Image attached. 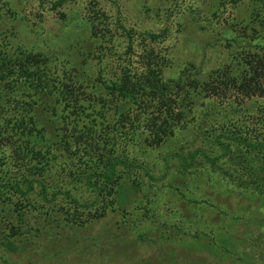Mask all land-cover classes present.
Listing matches in <instances>:
<instances>
[{"label":"trees","instance_id":"1","mask_svg":"<svg viewBox=\"0 0 264 264\" xmlns=\"http://www.w3.org/2000/svg\"><path fill=\"white\" fill-rule=\"evenodd\" d=\"M23 1L0 0V264H61L79 231L110 215L152 253L102 245L78 264H264V47L240 44L206 74L190 34L202 41L243 5L264 32V0H131L158 29L128 28L121 8L92 0L79 30L67 16L59 34L34 27ZM48 1L66 19L75 0ZM175 25L180 59L164 46Z\"/></svg>","mask_w":264,"mask_h":264},{"label":"rangeland","instance_id":"2","mask_svg":"<svg viewBox=\"0 0 264 264\" xmlns=\"http://www.w3.org/2000/svg\"><path fill=\"white\" fill-rule=\"evenodd\" d=\"M50 1L54 0H49L48 3ZM91 1L92 0H75L72 3H67L62 8L66 14V19L61 17V14L58 12V10L43 9V7L39 4V0H24L20 4L25 3L23 9L26 12L30 22L34 25H43L42 27L44 29L39 26L34 27L39 28V30H54V32L59 34V32L62 30V27L65 25V22L67 21V16L68 18L70 16L76 17V19H69L67 22H70L68 25L71 24V26L76 27L77 30H79V27L76 25H78V21H80L81 16H83V14L86 12L88 8L87 6ZM115 1L116 3L113 0H99L97 4L98 6L103 7L109 14H111V16L117 15V8H121L117 16H120L123 19L125 26L128 28H160V25L154 24L150 20L140 15L138 11L134 9V5L132 4L133 2L131 0ZM72 22H75V24ZM247 24L250 25L246 26ZM230 27H232V29H229ZM253 27L256 29L253 30ZM175 28L176 25L173 28V36L166 41L164 46L167 51H172L174 54L178 55L175 56L180 59L182 56L179 54V49L183 45L184 36ZM72 29L73 28L70 30ZM111 30L115 33V36L118 39L115 42L117 50H121L123 48L121 46L126 44V37L123 34L124 30H122L120 27H114ZM211 30L214 32H211ZM210 32L211 33L208 34V36H205V38L201 41L200 32L190 30L191 38H193L195 41H200L202 45L201 48L198 49L197 53L193 56L192 60H195L197 66L201 67L204 73L206 72V74L212 69H223L227 67L228 63H232L234 54L241 56L240 54L236 53L241 52V50L244 49L243 47H240L241 45L248 47L249 51L251 52H254V50L258 48V44L263 45L264 47V37L259 39L253 38V35H264V32L260 29L256 21L251 19L249 9L245 5H243V8L239 9L238 11L232 6L229 7L220 17V19L216 21L215 28L210 29ZM232 34L236 35L237 38L243 39V41L238 43V45L235 44L230 39ZM234 51L236 52L233 53ZM112 60L114 61L117 59L113 58ZM205 76L206 75L203 74L204 78ZM222 90L223 91L220 93L219 97H221L223 100L227 101L232 97V91L230 89ZM178 206L181 208V210H183L184 213H187L186 208H184L181 203L178 204ZM145 231L146 235H149L152 239L159 237L158 232L153 230L151 227H146ZM79 234L82 238L81 241L79 243L74 242L71 244L70 247H73L69 249L70 255L60 256L61 264H74L75 262L78 264L79 261L83 260L81 257V252L84 251L88 252L91 257L98 255L97 250L99 251L102 245L108 246L107 251L112 250L113 256H116L114 252L121 251L119 249V245L123 244L127 245L128 248V251L123 252V256L128 255L130 257H139L142 260L148 258L147 256L152 253L148 245L150 242L148 240H140L138 232L135 229L133 230L128 226L120 227L116 215H110L96 224L86 226L79 231ZM154 253L156 255L157 249H154ZM203 253H207L206 249L201 251V253H197L195 256L200 257ZM210 257H214L216 259V256L213 253L210 255ZM176 260H178V257L173 255L167 257L165 262L167 264H178ZM229 260L233 261L231 258ZM255 262L259 264V261ZM81 264H94V262L92 259H84V262ZM236 264L242 263L237 260Z\"/></svg>","mask_w":264,"mask_h":264}]
</instances>
